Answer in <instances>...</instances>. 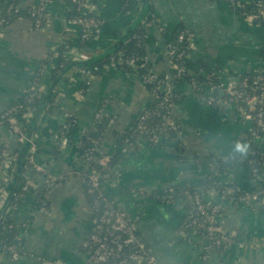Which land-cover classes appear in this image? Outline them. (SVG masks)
<instances>
[{
	"label": "crops",
	"instance_id": "crops-1",
	"mask_svg": "<svg viewBox=\"0 0 264 264\" xmlns=\"http://www.w3.org/2000/svg\"><path fill=\"white\" fill-rule=\"evenodd\" d=\"M11 1L0 0V18ZM15 1L18 6L28 8L41 0ZM88 2L103 22L90 48L84 49L91 55L113 49L115 43L127 38L142 22L150 33L148 59L159 74L170 76L172 66L166 50L179 25L194 40L188 62L190 71L204 60L216 67L219 77L227 83L263 64L260 54L264 27L240 16L226 1L146 0L145 5L142 0H133V6L127 10L122 0ZM48 12V19L41 27H35L26 15L0 26V114L34 85L37 71L48 60L40 81L45 85L55 84L62 98L60 107L46 110L36 120V160L53 175L63 177L49 189V210L38 212L33 208V201L47 178L39 174L31 180V190L13 211L27 252L17 259L4 255L0 264H88L84 242L93 217L81 178L88 171L80 152L83 136L101 109L102 116L112 121L104 132L102 151L110 156L118 154L122 149L119 136L152 101L148 87L137 72L122 70L114 64L104 66L92 76L71 64L51 80L58 48L68 45L70 59H73L72 51L82 49L79 48L80 29L68 24L72 5L67 0H54ZM83 82L88 85L86 91L81 89ZM175 88L181 94L172 113L179 129L177 139L152 145L143 141L137 149L124 153L103 179L105 194L126 211L156 264H264V199L244 201L224 197L219 190L220 184L235 185L244 191H252L262 184L263 180L254 179L249 166L240 159H231L227 169L215 171L214 176L219 180L217 187L203 191L207 202L222 204L219 222L233 238L224 248L208 252L206 258L202 249L204 238L193 230L186 234L180 232L187 216L185 203L178 200L167 204L153 196L155 191L161 192L174 184L191 183L201 187L210 175L203 157L212 153L241 158L248 148L241 137L253 125L239 117L234 105L214 107L203 103L185 79L178 80ZM68 113L76 115L77 126L57 154V134ZM4 144L14 150L17 139L11 138L7 125L0 124V149ZM15 175L11 179L4 170L0 190L5 185L8 190L15 185L21 188L23 180L18 177L17 168ZM24 177L23 171L21 178ZM7 196L6 192L0 194V211Z\"/></svg>",
	"mask_w": 264,
	"mask_h": 264
},
{
	"label": "trees",
	"instance_id": "trees-1",
	"mask_svg": "<svg viewBox=\"0 0 264 264\" xmlns=\"http://www.w3.org/2000/svg\"><path fill=\"white\" fill-rule=\"evenodd\" d=\"M67 1L71 2V0H67ZM122 1H123L122 2L123 8L126 10L130 9L133 6V0H122ZM222 1L228 2V0H222ZM9 6H11V9H9ZM72 8H73V12L71 16L77 14L76 6H72ZM235 11L243 18H247L249 15L252 14L255 16L260 15L254 18L252 23L264 27V15L262 16V13H264V0H245L242 6L237 8ZM260 11L262 13H260ZM21 15L29 16L33 20L29 8H22L18 6L15 0H12L11 2L7 3L3 9L2 18L4 19V22L3 24H0V26L7 25L11 21H13L16 17ZM182 32L185 33V38L182 41H180L178 39V36ZM81 34L82 31H80L79 48L82 50L89 49L90 48L89 46L94 41L95 36L83 38ZM149 40H150L149 28L147 25H145V23L140 22L135 28H133V30L131 31V33L127 38L121 40L119 43H115L114 48L102 53L98 60L87 62L84 66L77 68L82 70L84 68L97 66L99 68L95 72L97 73L104 66L114 64L122 70L128 72H137L139 76L142 78V81L148 87L149 91L152 90V88L155 86V83L152 82L150 83L146 81L145 77L149 76L150 73L154 72L160 78L170 80L173 83L174 89L170 97V100L174 105L176 104V102H178L181 95L179 91L175 88V83L178 80L181 79L187 80V82L194 89L196 88L197 85L205 84L208 83L209 81H211L213 85H221V83L223 82V80L219 77L218 73L216 72L217 71L216 67L210 66L204 60H200L198 67L193 69L192 71L188 69V62L190 60V52H191L190 44H193L194 40L190 38L189 32L186 30V28L183 25H179L176 28L172 37L169 39L168 44H172L175 48L172 55H168V54L167 55L170 58L171 65L172 63H180L187 67V73L184 76L177 75V71L174 67H171L170 76L159 74L157 71L153 69L148 59ZM67 51H68V45H62L60 46V48H58V51L56 52L57 63L55 64L52 70L51 80L56 79L58 75H60L67 67H69L74 62L73 59H70L67 56ZM94 56L95 55L92 54V58ZM260 57L264 64V45L262 46ZM48 63H49L48 60L43 62L42 66H40L39 70L35 75V80H40L41 78L44 77ZM132 63H135L136 67H133ZM212 71H215V73H212ZM260 75H262V79L260 80V82L264 81V70L261 71L260 69L249 71L248 73L238 77L240 80H244L245 82V84L241 88L245 96H252L254 94L261 93L260 89L257 88L258 83L255 82L258 79V76ZM81 87L83 91H86L88 85L85 82H83ZM50 88H51L50 84L45 85V89L32 98H29L28 89H27L25 93L21 97H19V99L15 102L21 105V108L19 109L20 115L27 111H31L32 113V117L30 118L29 121L25 119H20L21 127L27 137H35L36 120L43 114V112H45L46 110H52L55 107H60L61 105L62 95L57 91L56 88L54 89H50ZM195 90L198 93H200L199 90L197 89ZM202 91L205 92L207 90L205 89ZM230 98H231L230 95L227 92H225L221 86L216 87L212 91L213 103L211 106L221 107L218 100L219 99L229 100ZM237 105L238 108H244L245 110H247L248 108V105L245 101L239 100L237 101ZM260 107L264 110V104L260 105ZM168 109L169 108L167 106V102L164 101V93L160 91L157 92L155 94V97L148 104V106H146L139 113L138 117L134 120L133 124L119 136V143L120 146H122V149L126 147L127 148L126 152L137 149L142 144L143 141L152 145L158 143L159 144L170 143L171 141L176 140L179 131L178 126L175 125L172 128L169 127L168 129H165L167 123L165 119L162 117V114L165 113ZM144 112L149 113L147 119L145 120V125H146L145 135L142 134L141 129H139L137 126L138 121L140 120V115H142ZM249 113L253 114V112H249ZM0 121H3L5 124L8 125V122L5 119H1V117H0ZM111 122L112 121L110 118H106V117H102L101 119L95 118L94 123L86 130L80 147V152L82 153L85 162H86L85 159L86 155H88L89 153H92L94 155L93 159L90 161V164L92 165L93 168L101 171L102 183L104 177L110 174V172L119 162L122 155L126 153L121 149V151L118 154L110 156L102 151L103 135L105 130L110 126ZM76 126H77L76 115L74 113H69L66 116V119L64 120L62 125L60 126L57 134L58 142L55 148V152L57 154L60 152V149L63 146L64 136L66 135L70 136L71 131ZM153 129L157 131L164 130L167 133V135L165 137L160 138L159 141L156 142L155 140L150 139ZM254 131L258 132V136L253 135ZM243 135L244 137H241V140L247 142L248 144L247 145L248 148L245 155L241 156V158L238 156L237 157L216 156L212 153L205 155L203 159L205 160L206 164L209 166L210 175L206 177V179L202 183V186L199 188L195 187L191 183L172 185L174 199L176 201L183 199L186 190L198 191L201 194H203V191H205L206 189H209L210 187H217L219 180L216 176H214V172L218 170L227 169V167L231 163V159L233 160L240 159L243 163L249 165L250 160H253L254 158H259L260 153L257 154V152L260 151V148L259 146H257L256 141L258 140L259 137L260 138L264 137V130L258 127L255 123H253L252 127L246 130ZM15 139H17L16 148L14 150H11L10 148L8 149L12 152L17 153L18 158L8 168L5 167L6 157L2 154L3 151L7 148V145L4 144L0 149V177L4 172V170H7V172L11 176L10 178L11 179L14 178L16 176L15 174H16L17 163L20 160L24 162L23 171H25V163L28 156L29 142L27 140L20 141L17 136H15ZM251 151L256 152V154L251 153ZM86 164L88 165V171H89L90 165L88 162H86ZM29 173L32 179L37 177L39 174H41L35 169H30ZM252 177L256 179L257 176L252 174ZM81 178L83 180L88 201L91 206L97 195L96 193L87 192L88 178L86 174H83ZM20 180H23V182H25V177L21 178L20 176ZM259 180H263V179L261 178ZM50 187L51 185H49L47 179L46 183L37 191L35 195V199L33 201V208L35 211L37 212L41 211L42 207L46 208V211L49 210L50 205L47 199V194L49 192ZM232 187L237 188L235 185H233ZM4 188L8 196L4 207L1 209V211L4 210V212L1 213L0 211V252L2 253L3 251H5L6 247L8 246L17 245L22 255L27 252L25 245L26 242L24 237L19 238V235L21 233V228H20V224L16 222L14 218V212H13L14 210L12 208L14 206H19L20 203L23 202V197L25 196V193H23L21 188L17 187L16 185L12 190H8L7 185H5ZM254 189L255 191L261 192L260 199H262L264 197V180L262 184L259 183V185H257V187ZM30 190H31V182H30L29 191ZM241 192L244 193L245 191L242 190ZM159 193L160 192L155 191L153 196H156V194ZM239 194L240 193H236L232 197L238 199ZM94 216L95 213L92 210V217ZM224 247L225 245H222L219 248V250ZM6 254L10 255L9 251L6 250Z\"/></svg>",
	"mask_w": 264,
	"mask_h": 264
},
{
	"label": "built area",
	"instance_id": "built-area-1",
	"mask_svg": "<svg viewBox=\"0 0 264 264\" xmlns=\"http://www.w3.org/2000/svg\"><path fill=\"white\" fill-rule=\"evenodd\" d=\"M54 0H41L36 5L30 6L29 11L33 17V24L35 27H41L45 21L48 19V6ZM137 1V0H135ZM245 0H228L229 5L233 9H237L244 3ZM72 6H76V15H72L68 18V24L71 26H77L80 31H82V37L88 38L91 36H97L100 32L102 20L92 9L94 6L89 4L88 0H71L69 2ZM11 9V6H9ZM263 10V9H262ZM261 10V11H262ZM260 11V13H262ZM264 13H262V16ZM260 16V15H258ZM255 15H249L246 19L253 22V19L258 17ZM4 19L0 18V24H3ZM185 38V33L182 32L178 36V39L182 41ZM174 46L172 44L167 45V54L172 55L174 52ZM191 50L194 48L193 44H190ZM73 60L86 61L92 58V55L85 50L72 51ZM133 67H136L135 63H132ZM177 71V75L184 76L187 73V67L180 63H172L171 65ZM99 68L97 66H92L82 69L84 74L92 76ZM261 71L264 70V64L259 68ZM215 73V71H212ZM146 81L155 83V86L150 90L152 99L155 97L157 92L164 93V101L167 102L168 110L162 114L165 119L167 126L174 127L175 123L172 120V112L174 104L170 100L172 95L174 85L170 80L160 78L156 73L152 72L149 76H146ZM262 75L258 76L255 81L258 83L257 88L260 89V94H254L252 96H245L241 88L245 84L244 80L237 78L230 79L227 83L222 82L221 85H213L211 81L205 84H199L195 89L199 90L200 100L208 105H212V91L216 87H222V89L230 95L229 100L219 99V104L221 107L234 105L238 112V115L243 120H249L255 123L258 127L264 130V110L260 105L264 104V81ZM91 80L87 83L90 84ZM45 89L44 84L40 80H36L34 85L28 89L29 98L34 97L38 93ZM207 90L203 92L202 90ZM245 101L248 105L247 110L244 108H238L237 101ZM259 105V107H258ZM21 105L15 103L10 105L5 111L0 115L1 119H5L8 125L3 121L0 124H5L8 127L9 134L12 137L17 136L20 141L27 140L29 142L28 156L25 163V182L21 186L23 193L29 192L30 182L32 180L29 173L30 169H35L41 174H44L49 185H54L63 176H56L50 173V171L38 163L36 160L37 152V141L35 137H27L23 132L21 127V120L25 119L27 121L32 117L31 111L24 112L20 115L19 109ZM238 108V109H237ZM249 112H253L249 113ZM69 114V113H68ZM67 114V115H68ZM148 112H144L140 115V120L138 121V128L141 129L142 134H146L145 120L148 117ZM102 110L99 109L96 114V119H101ZM150 139L159 141L160 138L165 137L167 133L164 130H152ZM244 134V133H243ZM253 135L258 136V132L254 131ZM244 137V135H242ZM262 138V137H261ZM259 137L256 141L257 146H259L260 153L259 158H254L249 161V168L251 173L256 177V179L264 180V140ZM69 141V136L66 135L63 138V145L67 144ZM246 145L247 142H245ZM3 151V155L6 157L5 167L8 168L14 161L17 160L18 154L10 151L9 145ZM124 152L127 148L122 149ZM251 153L256 154V152L251 151ZM94 155L89 153L86 155V162L89 163L90 168L86 174L88 178V193H96V198L93 201L91 207L95 216L92 219V227L84 242V248L87 252V263L88 264H156L155 258L151 255L149 248L145 241L137 234L134 224L128 218L125 210L116 206L114 202L107 199L102 183V173L101 171L95 169L90 164ZM263 169V170H262ZM262 170V172H261ZM261 173V174H260ZM260 174V175H259ZM220 192L225 196H234L236 193H240L238 199L244 201L259 200L260 191H245L242 193L241 188H233L232 186L219 185ZM0 192L3 194L5 188L3 187ZM0 193V194H1ZM156 197L161 201L171 204L176 202L173 195V187L168 186L164 188ZM264 199V197L262 198ZM187 207V216L184 222L180 226V232L182 234L188 233L190 230L195 231V233L200 234L204 238L203 244V257L206 258L208 252L219 249L222 245H228L233 241V238L228 234L220 225L219 217L222 211V204L219 202L209 203L205 200L203 194L198 191L186 190L183 199H181ZM18 206H14L12 209L15 210ZM41 211H46V208L42 207ZM23 237V232L21 231L19 238ZM6 250L9 254H6ZM6 250L2 253L0 252V258L4 255H9L15 259L19 258L21 253L17 245H11L6 247Z\"/></svg>",
	"mask_w": 264,
	"mask_h": 264
},
{
	"label": "water",
	"instance_id": "water-1",
	"mask_svg": "<svg viewBox=\"0 0 264 264\" xmlns=\"http://www.w3.org/2000/svg\"><path fill=\"white\" fill-rule=\"evenodd\" d=\"M144 3L146 2V0H142ZM146 5V3H145ZM110 50V49H109ZM100 54L99 55H95L93 58L89 59V60H86V61H82V60H75L73 63H72V66H78V67H82L84 66L87 62H92V61H95V60H98L100 58ZM55 88V84H53L51 86L50 89H54ZM23 166H24V162H22L21 160L17 163V175H19L18 177L21 176L22 172H23ZM4 210L1 211V213H3Z\"/></svg>",
	"mask_w": 264,
	"mask_h": 264
},
{
	"label": "clouds",
	"instance_id": "clouds-1",
	"mask_svg": "<svg viewBox=\"0 0 264 264\" xmlns=\"http://www.w3.org/2000/svg\"><path fill=\"white\" fill-rule=\"evenodd\" d=\"M237 147L239 148V145Z\"/></svg>",
	"mask_w": 264,
	"mask_h": 264
}]
</instances>
